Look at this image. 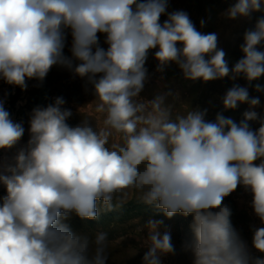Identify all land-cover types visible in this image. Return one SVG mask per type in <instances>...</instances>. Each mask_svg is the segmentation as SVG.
Listing matches in <instances>:
<instances>
[{"label": "clouds", "instance_id": "9594fccd", "mask_svg": "<svg viewBox=\"0 0 264 264\" xmlns=\"http://www.w3.org/2000/svg\"><path fill=\"white\" fill-rule=\"evenodd\" d=\"M168 6V0H0V79L25 90L28 79L42 82L53 66L66 67L92 85L99 114L96 123L83 118L72 126V111L56 97L32 109L29 139L17 148L25 128L0 100V150L16 149L0 157V264H108L107 234L73 231L66 221L97 219L98 204L111 210L130 192L169 219L192 216L193 238L183 245L192 264H264V227L253 228L252 247L262 254L255 256L223 203L242 185L264 225V116L255 111L259 97L249 93V86L264 92L253 85L264 77V0H234L221 13L229 20L255 16L232 67L217 33L198 31L186 11ZM153 49L161 72L175 63L192 81L244 78L248 86L234 83L222 97L224 110L247 104L243 118L218 112L207 120V109L175 114L167 102L172 92L142 98ZM162 225L151 218L142 225L141 264H162V256L175 253Z\"/></svg>", "mask_w": 264, "mask_h": 264}, {"label": "rangeland", "instance_id": "374dc122", "mask_svg": "<svg viewBox=\"0 0 264 264\" xmlns=\"http://www.w3.org/2000/svg\"><path fill=\"white\" fill-rule=\"evenodd\" d=\"M233 2L234 0H168V12L186 11L198 31L217 33L218 47L225 51L229 67H232L243 55L240 50V45L243 43V33L253 26L255 20V16L252 21L224 18L221 13ZM165 19L167 16L162 15L161 23ZM201 20L205 21L203 27H201ZM98 35L100 46L107 49L108 45L104 43V34ZM71 43L72 37L69 33L64 48L65 55L69 57L71 56ZM156 50H150L146 61L148 80L140 94L142 98L150 100L158 94L172 92L173 95L168 97L167 102L173 106L175 114H184L188 110L207 109V120H214L218 112H222L224 116L231 117L236 122L243 118L242 114L249 106L240 104L234 110H224L222 97L234 83L240 86H248L244 78L241 77L235 81L227 77L209 82L192 81L184 78L181 69L175 63H170L161 72L157 70L159 62L154 57ZM260 50L264 51V47ZM26 83L27 88L22 90L20 87L10 85L0 79V100L4 101L6 110L9 111L11 117H14L15 122H22L25 128V134L17 148L26 145L29 139L28 128L32 109L36 106L46 107L53 103L56 97H63L65 100L63 107L72 111L73 114L67 121L70 125L79 124L83 118L91 119L94 123L98 121L99 114L95 112L96 101L94 100L92 85L87 82V78H81L68 68L56 65L51 68L42 82L36 79H28ZM255 83L264 86V77L254 81L253 85ZM249 93L252 97H259L261 103L255 111L264 116V92L257 93L254 87L249 86ZM250 125L253 130L260 126L258 121H252ZM15 151L16 149L7 153L3 151L0 157L11 156ZM3 194L4 189L0 186V195ZM251 200V193L246 191L242 185H238L233 193L225 197L223 203L232 209L231 222L233 227L241 239L246 242L252 254L258 256L262 254L256 252L252 247L253 228L264 227V225L254 214ZM130 202L141 203L134 192L129 193L127 200L122 205ZM122 205L115 206L114 202L113 209H119ZM98 207L100 212L106 210L99 204ZM149 218L162 220L161 230L167 228L171 232L175 253L162 256V264H192L191 253L186 252L183 248V245L193 238L190 228L191 215L185 217L177 213L171 219L165 216L154 218L142 215L133 220L122 221L109 226H91L87 221L82 222L78 217L73 216L66 223L73 231H82L90 236H94L98 232H105L108 239V264H141V258L146 250L143 247L146 233L140 229Z\"/></svg>", "mask_w": 264, "mask_h": 264}, {"label": "trees", "instance_id": "16d2710c", "mask_svg": "<svg viewBox=\"0 0 264 264\" xmlns=\"http://www.w3.org/2000/svg\"><path fill=\"white\" fill-rule=\"evenodd\" d=\"M149 216L154 218L163 217V212L155 209L152 206L145 205L143 203H126L119 209L104 210L100 212L97 219L89 220L87 223L91 226L116 224L122 221L133 220L139 216Z\"/></svg>", "mask_w": 264, "mask_h": 264}, {"label": "water", "instance_id": "95a60500", "mask_svg": "<svg viewBox=\"0 0 264 264\" xmlns=\"http://www.w3.org/2000/svg\"><path fill=\"white\" fill-rule=\"evenodd\" d=\"M11 118H12V120L15 122L14 117L12 116ZM2 152H3V150H0V155H1Z\"/></svg>", "mask_w": 264, "mask_h": 264}, {"label": "bare ground", "instance_id": "6f19581e", "mask_svg": "<svg viewBox=\"0 0 264 264\" xmlns=\"http://www.w3.org/2000/svg\"><path fill=\"white\" fill-rule=\"evenodd\" d=\"M77 79V78H76ZM70 81V80H69ZM73 81V80H72ZM71 83V82H70ZM79 83V82H78ZM85 82L83 81V84H84ZM82 84V83H81ZM79 86V85H78ZM83 86V85H82ZM79 88H81V87H79ZM71 99V98H70Z\"/></svg>", "mask_w": 264, "mask_h": 264}]
</instances>
